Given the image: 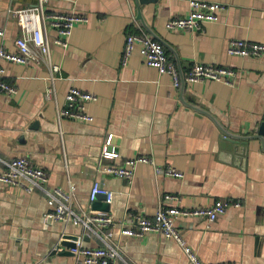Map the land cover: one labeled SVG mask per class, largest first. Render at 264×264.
Returning a JSON list of instances; mask_svg holds the SVG:
<instances>
[{"label":"crops","instance_id":"crops-1","mask_svg":"<svg viewBox=\"0 0 264 264\" xmlns=\"http://www.w3.org/2000/svg\"><path fill=\"white\" fill-rule=\"evenodd\" d=\"M200 1L225 7L217 22L172 32L166 23L188 15L187 0H50L47 11L87 21L75 24L66 48L54 44L57 33L49 29L52 61L61 67L54 97L46 96L45 65L0 63L4 81L17 89L14 96L0 92V159L28 158L47 173L49 188L68 193L73 185L75 209L108 212L119 222L128 215L151 218L165 195L177 196L186 209L224 200L227 211L212 223L177 219L187 245L207 264H264V53L227 54L232 39L264 44V0ZM35 4L0 0V48L15 51L20 36L10 10ZM141 32L162 43L181 75L195 64L225 66L235 71V85L204 81L176 89L138 53L123 65L126 36ZM71 87L98 98L86 105L93 122L56 124ZM140 156L184 176L157 175L149 164H139L130 183L101 172ZM4 168L0 161V173ZM95 181L112 191L110 204L100 198L90 206ZM237 202L241 207L231 204ZM50 209L41 191L0 183V264H81L70 251L77 239L85 247L101 245L70 221L47 219ZM120 229L113 232L123 260L113 264H189L176 242L158 234L122 236Z\"/></svg>","mask_w":264,"mask_h":264},{"label":"built area","instance_id":"built-area-1","mask_svg":"<svg viewBox=\"0 0 264 264\" xmlns=\"http://www.w3.org/2000/svg\"><path fill=\"white\" fill-rule=\"evenodd\" d=\"M50 0H37L34 7L10 10V14L16 18L20 29V36L14 41L15 51H7L0 48V63L10 62L20 65L28 63L43 64L49 71L48 81L51 87L47 89L46 96L55 95L54 85L60 77L61 67L52 61L49 29L57 33L54 44L63 48L68 47V40L75 24L85 23L87 19L76 14L51 13L47 11ZM189 4L188 15L181 18L170 19L166 28L172 32L199 31L203 23L217 22L218 12L225 9L223 5L200 0H187ZM0 36L4 31L0 29ZM138 53L144 63L157 70L160 75H168L172 85L178 89L182 83L190 86L204 81H216L234 86L236 73L225 66L195 64L183 75L177 65L167 54L161 42L154 40L146 33L128 34L123 50V65L129 58ZM264 53V44L253 43L242 39H232L227 45L229 56L242 58L260 56ZM5 71L0 66V92L14 96L17 89L4 81ZM98 98L78 88L71 87L65 94L64 106L57 108L56 124L58 126L64 120L91 123L94 118L86 110V105L97 102ZM113 154L105 153V157ZM4 170L0 173V183L24 191L33 193L41 191L51 205L50 211L45 216L52 221L68 222L78 225L83 230V235L94 236L101 245L94 248L85 247L81 239H77L71 248L74 259L81 264H113L116 260H123L120 246L114 241L113 228L121 227L122 236L141 238L148 234H158L166 239L176 242L183 249L189 264H207L201 261L195 251L190 248L181 231L177 227V219L191 217L205 219L208 223L216 221L223 215L229 204L224 200H215L206 207H194L186 209L179 207L180 199L174 195H165L158 203L155 214L151 217L128 215L124 221H117L108 212L79 211L74 207V187L66 193L60 188L48 187L47 173L35 166L28 158L18 157L9 161H2ZM139 164H149L154 167L152 159L140 156L128 159L121 166L104 165L101 172L110 176L133 181L135 170ZM157 175L181 179L183 174L177 169L166 166H155ZM104 198L105 203L113 201V193L101 182L95 181L90 189L88 200L91 206L98 198ZM233 204V203H231ZM234 207H241L240 203H234ZM119 222V224H118Z\"/></svg>","mask_w":264,"mask_h":264},{"label":"water","instance_id":"water-1","mask_svg":"<svg viewBox=\"0 0 264 264\" xmlns=\"http://www.w3.org/2000/svg\"><path fill=\"white\" fill-rule=\"evenodd\" d=\"M139 1V3L140 4H143V5H145V4H150V3H154V2H156V0H138ZM184 83H182L181 85H183ZM233 137V136H232ZM100 198H102V197H100ZM100 198H98V199H100ZM95 203V202H94ZM108 207V206H107ZM74 246V245H73ZM72 246V247H73Z\"/></svg>","mask_w":264,"mask_h":264},{"label":"rangeland","instance_id":"rangeland-1","mask_svg":"<svg viewBox=\"0 0 264 264\" xmlns=\"http://www.w3.org/2000/svg\"><path fill=\"white\" fill-rule=\"evenodd\" d=\"M234 204V203H233Z\"/></svg>","mask_w":264,"mask_h":264}]
</instances>
